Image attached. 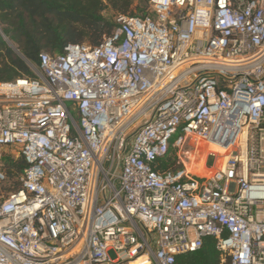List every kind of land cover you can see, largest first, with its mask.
I'll return each mask as SVG.
<instances>
[{
  "label": "built area",
  "instance_id": "1",
  "mask_svg": "<svg viewBox=\"0 0 264 264\" xmlns=\"http://www.w3.org/2000/svg\"><path fill=\"white\" fill-rule=\"evenodd\" d=\"M147 3L0 82V148L26 164L0 199V264H174L206 238L264 264V0ZM188 139L226 160L159 170Z\"/></svg>",
  "mask_w": 264,
  "mask_h": 264
},
{
  "label": "trees",
  "instance_id": "2",
  "mask_svg": "<svg viewBox=\"0 0 264 264\" xmlns=\"http://www.w3.org/2000/svg\"><path fill=\"white\" fill-rule=\"evenodd\" d=\"M139 3L148 4L147 0H0V82L32 75L27 65L10 49L9 42L25 61L38 65L41 52L51 56L62 54L69 44L97 47L116 28L114 20L104 17L103 12L108 9L117 15L136 16L133 12ZM25 169L21 157L6 163L8 179L16 176L19 179L11 193L20 188ZM180 169L181 165L169 158L159 166L161 171ZM174 264L229 262L227 259L222 262V254L214 239L206 238L200 250L178 256Z\"/></svg>",
  "mask_w": 264,
  "mask_h": 264
},
{
  "label": "rangeland",
  "instance_id": "3",
  "mask_svg": "<svg viewBox=\"0 0 264 264\" xmlns=\"http://www.w3.org/2000/svg\"><path fill=\"white\" fill-rule=\"evenodd\" d=\"M133 13L136 16H142L145 14H149L150 11H149L148 4H143V3L137 4V8L134 10ZM103 15L109 20H114V18L117 16V14L111 12L108 9L103 12ZM9 44L11 43L9 42ZM24 63L26 65L28 64L27 62H24ZM196 147H197V156H196L197 160L194 162L192 160L185 159V155L188 154L190 151L193 152L196 149ZM213 148L215 147L206 145L201 142H195V141L193 142L190 139H188V141L186 142L185 146L182 149L171 150L168 153L167 158H169L171 161H173V159L175 161H178L182 167V170L186 171L188 175H202L203 176L206 173L207 169L209 168L208 169L209 171L210 168L214 165L215 161H214L213 156L209 157L208 161L205 158L208 151H211V149ZM179 157L181 158V161L179 160ZM19 158L20 156L15 150L11 148H0V171H2L7 177L6 172H5L6 163L10 162L11 160H17ZM203 160H206V161H203ZM17 183H19V179L17 176L13 179H8L7 177V180L5 182L0 183V199H3L6 196H8L11 193V191L15 188V184ZM110 256L113 257V254H110Z\"/></svg>",
  "mask_w": 264,
  "mask_h": 264
},
{
  "label": "bare ground",
  "instance_id": "4",
  "mask_svg": "<svg viewBox=\"0 0 264 264\" xmlns=\"http://www.w3.org/2000/svg\"><path fill=\"white\" fill-rule=\"evenodd\" d=\"M210 146L215 147V148L211 149V152L214 155L213 158H214V161H215L213 166L217 167V165L222 164V162L226 160L225 158H226L227 150L224 149V148H221L219 146H214V145H210ZM203 161H206V160H203ZM207 161H208V158H207ZM208 169H207L206 173L203 176L208 175V173H209Z\"/></svg>",
  "mask_w": 264,
  "mask_h": 264
},
{
  "label": "water",
  "instance_id": "5",
  "mask_svg": "<svg viewBox=\"0 0 264 264\" xmlns=\"http://www.w3.org/2000/svg\"><path fill=\"white\" fill-rule=\"evenodd\" d=\"M5 41H6V39H5ZM8 46L10 47V49H12V51H14V52L17 54V56H18L19 58H21L22 61L27 62V61H25V59L22 57V55L18 52L17 49H15V48H14L11 44H9V43H8Z\"/></svg>",
  "mask_w": 264,
  "mask_h": 264
}]
</instances>
